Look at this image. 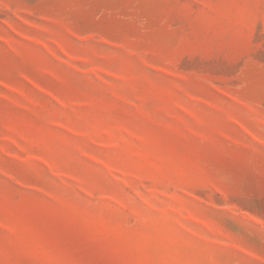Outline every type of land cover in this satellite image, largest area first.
I'll return each instance as SVG.
<instances>
[{"label":"rangeland","instance_id":"1","mask_svg":"<svg viewBox=\"0 0 264 264\" xmlns=\"http://www.w3.org/2000/svg\"><path fill=\"white\" fill-rule=\"evenodd\" d=\"M0 264H264V0H0Z\"/></svg>","mask_w":264,"mask_h":264}]
</instances>
